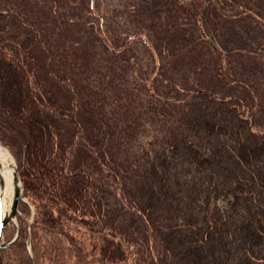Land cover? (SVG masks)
Listing matches in <instances>:
<instances>
[{"label": "trees", "instance_id": "obj_1", "mask_svg": "<svg viewBox=\"0 0 264 264\" xmlns=\"http://www.w3.org/2000/svg\"><path fill=\"white\" fill-rule=\"evenodd\" d=\"M216 1L218 4L214 0H162L150 14L142 5L135 8L131 5V12L120 16L122 26L116 22L105 24L108 28L118 25L121 28L117 30L118 37L102 33L99 17L96 30L87 29L86 22L74 21L78 12L66 18L65 29L74 34L83 32L78 39L79 48H74L71 41L68 46L71 51L68 53L79 56L85 64L75 70L80 72L77 81L82 87L92 83L89 94L99 95L94 107L101 119H93L90 130L101 122L125 129L122 114L110 100L103 98L102 85L112 93L121 92L132 103L128 116L139 122L142 115L138 112L147 114L150 94H154L151 89H157L159 75L167 73L165 85L171 93L174 86H180L173 76L177 71L169 69L168 62L189 64L190 70L183 66L184 71L178 72L189 81L192 92L184 96L183 104L178 103L181 96L175 100L176 106L171 103L170 111L169 103L161 106L162 110L182 118L186 131L166 143L164 149H154V155H142V169L125 194L127 205L137 212L131 215L110 201L107 204L98 190L100 178L111 184L112 189L117 181L116 171L102 162L101 153L95 158L89 154L92 159L86 161L87 150L75 146L77 131L64 136L63 130L61 138L51 129L55 120H59L56 115L47 110L41 118L35 116L32 111H37L39 96L31 100L30 95L27 107L24 106L23 93L28 91V95L33 89L27 76L41 80L44 88L55 64L62 68L61 60L58 54L53 58L49 55L51 50L46 51L54 43H43L46 34H40L37 25L5 24L9 15L0 7V141L19 162L24 195L34 206L31 225L20 217L17 237L1 247L4 264H153L155 252L160 254L158 244L162 249L174 250L180 259L186 260L185 264H264V130L255 128L253 116L246 109L248 104H255V99L249 100L246 92L235 87L244 84V79L236 74L232 54L229 53V58L225 56V48L215 35L208 36L205 32L195 40L199 26L190 28L183 22L189 19L204 26V18L208 23L212 16H222L225 7H242L237 10L244 12L248 5L246 0ZM64 4L74 10L78 8L75 0H64ZM83 10L85 16L86 8ZM89 12L99 15L98 0L91 1ZM228 16L227 13L223 19ZM6 27L13 31L3 32ZM145 30L154 41L151 44L154 50L159 49L155 59L159 67L152 76L156 78L153 86L146 78L142 79L149 94H133L142 80L134 68L130 71L132 76L128 71L135 62L132 57L136 59L140 49H147L144 45L137 46ZM48 31L54 32L55 26ZM125 35L133 38L122 51L132 54L119 61L114 55L120 52L115 49ZM66 38L58 36L61 44ZM145 40L141 42L146 44ZM37 57L41 59L38 68ZM124 64L128 68L118 74L117 68ZM42 65L47 68L41 74ZM217 81L222 88L236 89V94H228V98L221 95L212 84ZM223 81H230L232 86ZM132 82L137 88H130ZM46 93L50 100L61 103ZM138 97L144 101L141 105L135 102ZM85 101H89L88 97ZM71 103V98L65 99L62 109L69 114L82 112L81 117H88L85 110L72 111ZM137 127L134 124L125 130L132 132ZM69 138L75 142L73 145ZM21 209L29 214L25 202ZM109 209H114L113 213ZM138 219L141 227L137 226ZM79 225L84 234L77 236L73 226L78 230ZM4 232L10 238L15 229Z\"/></svg>", "mask_w": 264, "mask_h": 264}, {"label": "rangeland", "instance_id": "obj_2", "mask_svg": "<svg viewBox=\"0 0 264 264\" xmlns=\"http://www.w3.org/2000/svg\"><path fill=\"white\" fill-rule=\"evenodd\" d=\"M57 1H61V3L59 4ZM75 1L78 4V8L76 7V10L67 7L64 4V0H0L1 9L5 12H8L9 15V18L5 24L8 23L10 26H18L20 23L37 25V29L39 30L40 34H46L42 39L43 43L46 44L52 41L54 43L51 48L48 46L46 51L51 50L49 55L53 56V58L58 54V58L61 60L58 61L62 68L60 69L59 66L55 64V71L52 70L48 74L49 80L44 88H42L43 84L41 80L27 76L33 89L28 95L26 93L28 91L23 93L24 106L27 107L26 103L30 95H32L30 97L31 100L39 96L38 102L36 104L37 111H32L35 116L41 118L43 113L47 110L56 115L59 120H55L54 124L51 126V129L52 131L58 132L57 136L59 137H61L60 134H62L61 131L63 130L66 132L63 134L64 136L73 135L74 132L77 131L78 133L75 139L77 143L72 142L70 140L71 138H69V143L70 145L75 143L76 148H79L80 150L83 148L87 150L88 153L85 157L86 161L88 159H92L90 156H88L89 154L93 155V158H95L97 157V153H101L99 157L102 158V162H104L105 165L111 167L112 170L116 171L115 177L117 180V188L115 187L113 190L111 188V184L106 183L104 178H100L97 180L98 190L106 197L107 204L110 201L112 205L121 207L122 210L126 211L130 215L137 214V212L132 209L133 207H129L127 205L125 194L129 187H131V185L137 179L140 170L142 169V155H154V149H164L166 143L170 142L176 137L182 136V133L186 131V125L183 123V119L176 115L170 114L168 111L162 110L163 108H161V106L169 103L168 110L170 111L172 109L171 103L175 104V100L178 97L181 96L180 98H182V101L178 103L183 104L185 101L184 96L190 95V92H192L193 89L190 91L191 87L188 86L189 81L181 75V72H178L179 70H182V72L184 71L183 66L189 69V64L185 63L182 66V64L178 62H174L172 64L168 62L169 69L173 68V71H177L176 74H173V76L176 77L180 83V86H174L175 89L172 93L171 91H168V88L165 85L168 79L167 73H162L158 76L160 82L158 83L157 89H151L153 90L154 94H150L151 99H149L150 102L147 103V114L145 115L141 110L138 112L142 115V117L139 119V122L143 126L145 125L144 129L141 124H138L139 122L132 121V118L128 116L130 114V105H132V103L125 100V96L121 92L116 93L115 91L112 93L106 88L105 85H102L103 90L101 93L103 98L110 100L113 108L122 114L124 128H132L134 124H137L138 127L136 130L131 132L122 129L121 127L115 126L111 122H101L98 123V126H93V129L90 130L89 127L93 122L92 120L94 119L95 121H98L101 119L98 118L101 115L97 113V109L94 107V104H98L97 101L99 95L89 94V90L91 89L90 85L92 83L87 82L82 87L77 81V78H80V72L76 73L75 70L81 69L85 64L79 56L68 53L71 52L68 46L69 42L71 41L70 44L73 45L74 48L75 46L78 47L80 44L78 39L82 36L83 32L78 31L74 34L73 31L65 29L67 26L65 22L66 18L73 16V12H78V15H75L78 16V18H76L74 21H78L79 24L80 22L81 24L86 22L87 29L93 28L96 30L99 26L96 23L99 17L102 22V24H100L102 33L109 37H118L117 34L119 31L117 30H120L121 28H117L116 26L118 25H113L114 27L108 28L105 26V24L109 25V23L116 22L122 26L124 23H122L120 16L122 13L131 12V5L134 8L137 5L138 7L142 5L143 8L146 7V12L150 14L152 11H156L159 8L158 3H160L162 0H98L99 15L95 12H89V7L91 6L92 0ZM214 1L218 4V1ZM246 1H248L246 11L242 12L241 10H237L241 9L242 7H237V9L225 7L222 10V16L217 18L212 16V19L208 23H206V19L204 18V26L199 24L196 25L193 23V21H189V19H184L183 22H186V25L190 28H196L199 26V29L195 31V40H197L200 34L205 32L208 34V36L215 35L217 41L221 42L225 48V56L229 58V53L232 54V62L233 67H235V72L238 76H241L244 79V84H247L246 86L241 83L235 87H237L239 90H242L243 92H246L249 100H253V98L255 99V104L253 106L248 104L246 109L248 110V113H251L253 116L252 122L255 128L257 130H264V0ZM84 7L86 8L85 16L83 15ZM231 10H236L238 13L232 12ZM44 11L45 13H43ZM227 13L229 16L223 19ZM52 19H55L56 21L53 22ZM147 23H149V21ZM52 26H55V31L49 32L48 28H52ZM7 27L5 30H3V32L5 31L6 33H9V31H13ZM205 29L208 30V32L205 31ZM58 36L60 38L67 37L66 41H63L61 44L62 40H59ZM131 37L133 38V36L125 35L120 39V45H118L115 49L120 53L114 55L117 60L121 61L124 57L130 58L132 51L123 52L122 49L126 47V44L131 40ZM148 37L149 35L146 33V30L139 36L140 42L137 44V46L142 47V45H144L147 47V49H140L139 56H137L136 59L135 57L134 59L132 57L131 61L135 60V62L133 65H131L132 67L128 72L132 76L130 71H132L134 68L136 72L140 73L139 77L141 80L146 78L151 86H153L156 78H152V76L159 67L158 62L155 61L158 56L157 54L159 49L157 51L154 50L151 45L154 43V41L150 40ZM145 38L146 44H143L141 40L143 41ZM147 39L149 41H147ZM58 42L59 46L57 47ZM133 55L135 56L134 53ZM39 60L41 59L37 57V68L40 66ZM167 60L168 58H166V61ZM87 66H89V63ZM46 68L47 67L42 65L39 72L41 74L44 73ZM127 68V64L117 68L118 74H121ZM58 72H63V74L59 75ZM24 73L26 74V72ZM50 78H53L52 83L54 88L57 89L56 91H58V93L53 92L55 89L51 88L50 86ZM193 81H195L196 85H199V81H197L196 77H193ZM223 82L228 85L231 84L230 81ZM212 84L221 95H224L227 98L229 97L228 94H236V89L234 90V88H222L220 81H217L216 83L212 82ZM143 85H145V87ZM136 86L137 85L132 82L130 88H137ZM146 87H148V85L145 83V80H142L141 87L135 89L136 91H134L133 94L137 92H145L149 94V92L146 90ZM122 88H125L124 85ZM46 91L49 92L51 99H59L61 100V103L59 101L54 102L50 100ZM157 91L158 93L155 94ZM224 91H227L228 93H225ZM86 97H88L89 101L84 102ZM69 98H71L72 102L71 107H74L72 111L75 112L79 109L85 110L88 117H86V115L81 117L82 112L78 114H69L64 108L63 110V101L65 99L69 101ZM135 102L138 105H141L144 101L141 97H138ZM142 109L144 110V108ZM73 117H75V120L72 119ZM80 117L82 121L79 120ZM15 160L19 175V162L16 158ZM94 171H96V169ZM20 182H22L21 179ZM20 192V199L18 204H16V219L7 221L4 228L5 231L7 229L11 230L13 228L15 229V232L12 233L10 238H6V233H3L2 243L5 245L8 244L12 239H15L16 234L18 233L20 217H22V220H24L28 225H31L34 219V206L24 195L22 184ZM22 202L27 204V207L29 208V214H26L22 211ZM109 210L112 213L114 211V209ZM137 222V226H140L139 223H141V219H138ZM73 232L77 236L79 234L82 235L84 234V228L79 225L77 230V227L73 226ZM158 245L159 249H161L160 254L159 251L155 252L157 257L153 259V264H185L184 261L186 260L180 259L179 254L177 255L174 250L167 248L162 249L161 244ZM154 249L157 248L155 247Z\"/></svg>", "mask_w": 264, "mask_h": 264}, {"label": "bare ground", "instance_id": "obj_3", "mask_svg": "<svg viewBox=\"0 0 264 264\" xmlns=\"http://www.w3.org/2000/svg\"><path fill=\"white\" fill-rule=\"evenodd\" d=\"M0 189L3 205V216L7 221L14 220L16 219V198L21 193V182L18 176L17 163L13 153L1 141Z\"/></svg>", "mask_w": 264, "mask_h": 264}, {"label": "water", "instance_id": "obj_4", "mask_svg": "<svg viewBox=\"0 0 264 264\" xmlns=\"http://www.w3.org/2000/svg\"><path fill=\"white\" fill-rule=\"evenodd\" d=\"M18 201H19V195L16 198V203H18ZM6 223H7V220L3 216V205H2L1 189H0V248L1 246L4 245L2 243V239H3L4 226L6 225ZM0 264H4L1 258V254H0Z\"/></svg>", "mask_w": 264, "mask_h": 264}]
</instances>
